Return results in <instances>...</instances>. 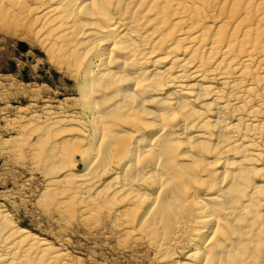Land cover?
<instances>
[{"label":"bare ground","instance_id":"bare-ground-1","mask_svg":"<svg viewBox=\"0 0 264 264\" xmlns=\"http://www.w3.org/2000/svg\"><path fill=\"white\" fill-rule=\"evenodd\" d=\"M0 21L77 91L0 136L41 172L42 215L107 222L156 264H264V0H0ZM20 197L0 192V264H83Z\"/></svg>","mask_w":264,"mask_h":264},{"label":"rangeland","instance_id":"rangeland-1","mask_svg":"<svg viewBox=\"0 0 264 264\" xmlns=\"http://www.w3.org/2000/svg\"><path fill=\"white\" fill-rule=\"evenodd\" d=\"M1 24H4L3 28L7 25L10 26L9 28L12 27V24H8L7 22L5 25L3 21H0V136L3 135L1 136L2 138L11 136L10 132L3 129L6 127L5 124L9 123L11 119L21 124L23 121L19 122V117H26L29 113H33V110H35V113L38 114L39 112L40 114L41 109L44 107V100L51 101V103L54 104L65 101L64 104L70 110L69 112L75 111V109L78 111V107L74 106L75 103L73 101L70 102L65 99L77 97V91L73 80L50 65L40 49L31 46L25 39L16 38L11 34H7L6 31H8L9 28L7 27L8 29H6L5 27V30L1 29ZM9 31H13V29H9ZM21 31L23 33L19 35L26 37L28 33L26 34L24 30ZM29 36L30 34H28L27 38ZM32 88L38 89V91H36L37 93L33 92L34 95L31 94ZM36 94H39V96ZM71 103L74 104L72 105ZM32 104L35 107L32 106ZM29 106L33 107V109ZM19 108L22 110L28 108V111L30 108L32 112L28 113L27 111L26 113V111H22L18 113L16 109ZM3 131H6V134L3 133ZM23 139L24 138H22V141ZM25 153L26 151L24 154L20 155L21 157L18 156L17 158L18 162H16L19 167L16 166L17 164H15L13 159L12 161L14 164L12 161L10 162L11 159H9L8 156L0 155V192L14 191L19 192L21 195L19 200H16L17 205L22 203L19 205L17 212L15 208H9V205L6 206L9 210L11 209L12 215L17 217V221L20 220L23 227L35 234L46 235L50 242H53L51 239L53 237L63 236L67 238L69 253L72 257L80 259L83 264H156L154 254L147 244L138 241V243L140 242L139 245L136 244V242H132L133 240L128 241L126 238H120V233L116 228L111 227L109 223H104L99 219L100 225L97 224L99 222H92V220L82 223L79 220L78 214V220L76 216L74 218L77 220L76 225L75 221L70 222L73 226L69 227L68 232L61 229L59 230L58 228L60 227H56L57 224H55L53 220L42 215L40 211L34 207V198L42 187L43 183L41 179L43 177L41 176L42 174L40 175L41 172L31 171V164H29L30 157L28 153ZM78 161L79 160H77L76 163L77 169L81 171L84 167H82L83 165ZM5 164L6 166L4 167ZM79 221L82 223L81 226L79 225L80 223L78 224ZM87 223L91 224L88 225ZM46 236H44V238H46Z\"/></svg>","mask_w":264,"mask_h":264}]
</instances>
